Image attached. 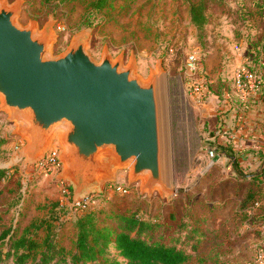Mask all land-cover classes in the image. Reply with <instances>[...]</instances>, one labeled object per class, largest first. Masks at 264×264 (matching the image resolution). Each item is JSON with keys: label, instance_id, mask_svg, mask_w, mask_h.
<instances>
[{"label": "rangeland", "instance_id": "obj_1", "mask_svg": "<svg viewBox=\"0 0 264 264\" xmlns=\"http://www.w3.org/2000/svg\"><path fill=\"white\" fill-rule=\"evenodd\" d=\"M93 1L23 0L19 22L35 21L40 30L53 22L54 55L63 53L76 34L90 30L88 51L97 62L105 47L114 58L124 53L125 64L135 54L144 80L162 62L174 187L192 189L171 201L158 192L150 197L141 194V181L128 183V169H118L111 183L127 188L128 194L113 191L111 183H106L102 195H92L99 197L91 209L138 215L156 227L158 240L164 237L169 243L180 237L193 253L187 264H258V255L264 252V201L257 206L250 203L261 199L258 193L260 188L264 192V178L244 176L256 172L263 154L256 148L243 152L231 146L229 155L235 157L238 169L226 156L214 165L212 161L220 155L215 152L219 144H229V133L246 110L264 99V0H204L208 23L201 31L190 15L197 0H118L101 12L91 9ZM192 52L201 58L195 75L185 68ZM240 73L261 81L262 91L240 89ZM197 81L205 87L201 95L191 87ZM8 118L0 113V171L4 173L0 176V231L15 228L22 235L33 224L37 229L28 234L38 233L39 243L51 232L60 241L63 238L61 243L70 251L79 215L66 202L73 196L70 183L59 179L61 172L45 174L26 164L21 154L25 141L14 134L16 126ZM210 151L215 152L213 158ZM246 210L251 211L250 218L244 217Z\"/></svg>", "mask_w": 264, "mask_h": 264}, {"label": "water", "instance_id": "obj_2", "mask_svg": "<svg viewBox=\"0 0 264 264\" xmlns=\"http://www.w3.org/2000/svg\"><path fill=\"white\" fill-rule=\"evenodd\" d=\"M23 0L0 1V113L25 141L21 154L36 165L53 145L61 148L59 179L70 183L73 201L102 195L118 169L141 194L171 201L188 189L174 187L167 76L162 62L147 80L138 74L135 54L125 64L107 47L101 60L88 51L91 31L76 34L54 55V23L19 22ZM223 154V155H222ZM222 156L236 164L234 156ZM211 165V166H212ZM264 174V160L256 172ZM112 184V183H111Z\"/></svg>", "mask_w": 264, "mask_h": 264}, {"label": "trees", "instance_id": "obj_3", "mask_svg": "<svg viewBox=\"0 0 264 264\" xmlns=\"http://www.w3.org/2000/svg\"><path fill=\"white\" fill-rule=\"evenodd\" d=\"M117 1L94 0L91 9L95 12L105 11L113 8ZM190 15L195 27L200 31L203 30L208 23L204 0L192 3ZM215 152L217 154L226 152L228 156L229 153L232 154L231 148L223 145H220ZM262 157L264 158V155ZM238 167L236 161L234 168L238 169ZM3 174V171H0V176ZM263 178L264 176L259 179ZM69 188L72 195V189L70 186ZM262 190L260 188L258 193L262 194L261 199L256 201L253 199L250 205L257 206L259 202L264 201ZM96 197L99 196H92V199ZM107 213L95 209L78 213L75 220L76 237L70 251H67L61 243L63 238L60 241V237L51 232H48L46 238L39 243L36 236L38 233H34V236L28 234L33 232L32 229H37L33 224L26 228L22 235L15 232V228L0 231V264H187L191 262L193 253L187 250L185 240L181 241L180 237H173L169 243L164 237L158 240L155 236L156 227L141 220L138 215ZM251 214V211H244L245 218ZM113 251L117 253L116 257L113 256Z\"/></svg>", "mask_w": 264, "mask_h": 264}, {"label": "built area", "instance_id": "obj_4", "mask_svg": "<svg viewBox=\"0 0 264 264\" xmlns=\"http://www.w3.org/2000/svg\"><path fill=\"white\" fill-rule=\"evenodd\" d=\"M200 63H201V58L199 54L197 52H192L186 58L185 68L190 75H195L197 74V71H199L200 69ZM237 86L243 90L249 87L257 93H260L262 89L261 81L258 80L255 81L248 73H240L238 75ZM191 87L196 95H201V93H203V90L205 89L204 85H202V83L198 81L192 83ZM60 153H61V148L57 145L54 146L45 157L40 158L38 160L37 164L34 165V168L38 172L45 174L61 172L62 164L59 161ZM210 154L213 158L215 152L210 151ZM109 188L121 194H128L129 192L127 188L117 184L116 185L111 184ZM68 198L66 199V201H68L70 203L71 208L76 212L78 211V213H82L91 209L92 204H94L92 196L86 197L85 199L76 202L73 201V198L71 199V196ZM258 264H264V252H261L258 255Z\"/></svg>", "mask_w": 264, "mask_h": 264}, {"label": "crops", "instance_id": "obj_5", "mask_svg": "<svg viewBox=\"0 0 264 264\" xmlns=\"http://www.w3.org/2000/svg\"><path fill=\"white\" fill-rule=\"evenodd\" d=\"M246 113L242 121L237 124L236 129L229 133L231 139L229 144L224 142L222 145L227 148L234 146L235 149L243 152L248 148H256L264 155V141L262 143L258 142L259 139L264 140V99L255 106H250ZM218 141H221V139H218ZM263 176L264 174L261 177Z\"/></svg>", "mask_w": 264, "mask_h": 264}]
</instances>
